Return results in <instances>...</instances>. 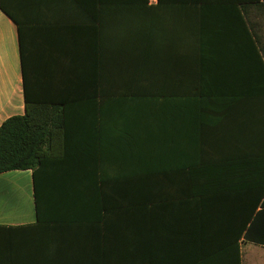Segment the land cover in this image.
Here are the masks:
<instances>
[{
    "label": "crops",
    "instance_id": "obj_1",
    "mask_svg": "<svg viewBox=\"0 0 264 264\" xmlns=\"http://www.w3.org/2000/svg\"><path fill=\"white\" fill-rule=\"evenodd\" d=\"M249 4L0 0V127L63 113L61 157L0 173V264H264Z\"/></svg>",
    "mask_w": 264,
    "mask_h": 264
},
{
    "label": "trees",
    "instance_id": "obj_2",
    "mask_svg": "<svg viewBox=\"0 0 264 264\" xmlns=\"http://www.w3.org/2000/svg\"><path fill=\"white\" fill-rule=\"evenodd\" d=\"M256 6L264 11V0H250V4L243 7L245 14L249 13L248 10L251 12L249 19L253 29L252 10ZM253 34L257 39L256 30ZM62 118L59 107L27 100L25 114L7 119L0 127V173L35 171L45 160L61 157L62 154L57 152L62 147ZM263 214L255 217L247 233V239L261 244H264V235L260 234L257 227Z\"/></svg>",
    "mask_w": 264,
    "mask_h": 264
},
{
    "label": "rangeland",
    "instance_id": "obj_3",
    "mask_svg": "<svg viewBox=\"0 0 264 264\" xmlns=\"http://www.w3.org/2000/svg\"><path fill=\"white\" fill-rule=\"evenodd\" d=\"M263 12L264 11L257 6L252 10L253 24L255 29L259 31V36L264 33V29H262L264 28V15L262 14Z\"/></svg>",
    "mask_w": 264,
    "mask_h": 264
}]
</instances>
